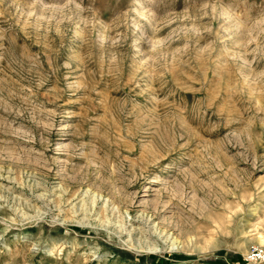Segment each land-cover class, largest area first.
Wrapping results in <instances>:
<instances>
[{
	"label": "rangeland",
	"instance_id": "1",
	"mask_svg": "<svg viewBox=\"0 0 264 264\" xmlns=\"http://www.w3.org/2000/svg\"><path fill=\"white\" fill-rule=\"evenodd\" d=\"M264 0H0V264H264Z\"/></svg>",
	"mask_w": 264,
	"mask_h": 264
},
{
	"label": "built area",
	"instance_id": "2",
	"mask_svg": "<svg viewBox=\"0 0 264 264\" xmlns=\"http://www.w3.org/2000/svg\"><path fill=\"white\" fill-rule=\"evenodd\" d=\"M247 259L264 262V248L253 247L248 253Z\"/></svg>",
	"mask_w": 264,
	"mask_h": 264
}]
</instances>
